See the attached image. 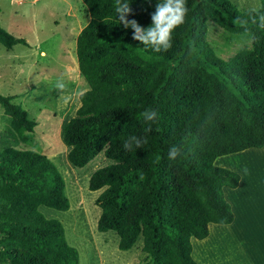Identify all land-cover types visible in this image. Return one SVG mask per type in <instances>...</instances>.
Wrapping results in <instances>:
<instances>
[{
	"label": "trees",
	"instance_id": "16d2710c",
	"mask_svg": "<svg viewBox=\"0 0 264 264\" xmlns=\"http://www.w3.org/2000/svg\"><path fill=\"white\" fill-rule=\"evenodd\" d=\"M158 2L130 0L127 19L150 26ZM82 3L90 19L77 35L76 58L91 91L61 137L65 146L75 145L67 152L74 168L100 155L110 161L88 180L89 191H101L97 231L115 233L120 251L141 239L139 264H197L191 240L207 238L211 223L234 220L223 188H237L240 176L215 161L264 151V28L249 24L255 40L223 60L207 41L208 23L240 36L243 29L233 20L249 19L250 11L239 12L229 0H186L189 11L172 34V47L157 53L119 23L115 0ZM259 9L264 13V0ZM0 44L11 49L26 42L0 27ZM0 106L24 132L35 127L13 97L0 95ZM145 109L158 112L147 133ZM131 135L148 142L125 150ZM173 145L182 155L170 160ZM64 189L46 156L0 152V264H79L62 224L39 211H67Z\"/></svg>",
	"mask_w": 264,
	"mask_h": 264
},
{
	"label": "rangeland",
	"instance_id": "374dc122",
	"mask_svg": "<svg viewBox=\"0 0 264 264\" xmlns=\"http://www.w3.org/2000/svg\"><path fill=\"white\" fill-rule=\"evenodd\" d=\"M229 1L239 12L261 6V0ZM89 19L82 0H0V27L26 42L11 49L0 44V95L13 97V103L22 107L36 123L24 132L0 106V152L6 149L38 152L62 176L69 209L40 207L39 211L45 218L62 224L66 241L78 251L81 264H139L141 239L131 250L120 251L115 233H100L96 228L101 214L96 199L101 191H89L88 180L96 169L110 161L100 155L84 168H74L67 160L68 151L61 137L63 124L79 106L73 105L67 115L58 110V93L52 91V85L57 78L64 77L72 88L88 86L79 74L76 38ZM207 41L223 60L250 44L211 23L207 25ZM245 160L256 163L264 173V151L221 157L215 166L236 172L233 164L243 167L241 163ZM227 162L232 165L226 166Z\"/></svg>",
	"mask_w": 264,
	"mask_h": 264
},
{
	"label": "crops",
	"instance_id": "0c3cea01",
	"mask_svg": "<svg viewBox=\"0 0 264 264\" xmlns=\"http://www.w3.org/2000/svg\"><path fill=\"white\" fill-rule=\"evenodd\" d=\"M251 150L257 149L247 151ZM241 164H233L241 177L237 188H223L234 220L229 225L211 223L207 238L191 240L192 257L198 264H264V173L253 161Z\"/></svg>",
	"mask_w": 264,
	"mask_h": 264
},
{
	"label": "clouds",
	"instance_id": "9594fccd",
	"mask_svg": "<svg viewBox=\"0 0 264 264\" xmlns=\"http://www.w3.org/2000/svg\"><path fill=\"white\" fill-rule=\"evenodd\" d=\"M115 11L119 23L125 28L133 30V39L139 41L143 46L150 47L153 51L167 52L172 47L173 32L181 24L185 22L188 14L186 0H162L155 5V11L151 14V25L144 28L139 23L132 19H127L128 15L132 13L130 7V0H115ZM233 24L238 25L243 29L240 37L245 42H253L255 34L252 32L249 24L258 25L264 28V13L260 12L259 7L250 9L249 19L236 17ZM58 93L57 107L58 110L69 114L68 110L73 105L82 106L83 98L91 91L90 86H82L72 88L64 77H59L52 85V91ZM78 110V108L76 109ZM72 118H75V111H71ZM144 122L148 124L145 132L151 131V123L158 119V112L155 109H145L141 114ZM147 138L131 135L124 142L123 147L125 150H131L133 145L136 149L141 148L146 144ZM75 145L66 146L67 151L74 150ZM264 148V147H263ZM181 148L173 145L168 151V159L174 160L181 156ZM247 172V169H244ZM141 174L140 179H143Z\"/></svg>",
	"mask_w": 264,
	"mask_h": 264
}]
</instances>
